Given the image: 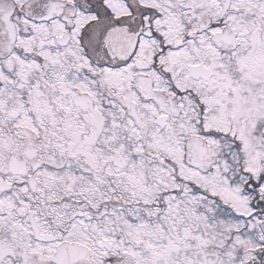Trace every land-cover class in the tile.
<instances>
[{"label": "snow or ice", "instance_id": "1", "mask_svg": "<svg viewBox=\"0 0 264 264\" xmlns=\"http://www.w3.org/2000/svg\"><path fill=\"white\" fill-rule=\"evenodd\" d=\"M0 264H264V0H0Z\"/></svg>", "mask_w": 264, "mask_h": 264}]
</instances>
